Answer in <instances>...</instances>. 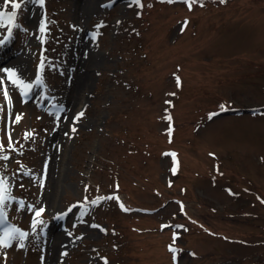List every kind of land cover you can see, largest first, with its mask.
I'll return each instance as SVG.
<instances>
[{
  "label": "rangeland",
  "instance_id": "rangeland-1",
  "mask_svg": "<svg viewBox=\"0 0 264 264\" xmlns=\"http://www.w3.org/2000/svg\"><path fill=\"white\" fill-rule=\"evenodd\" d=\"M77 2L0 0L16 11V26L0 22L2 208L28 233L23 248L0 246V264H46L59 232L69 244L54 264H264V111L214 116L264 106V0H97L90 13ZM84 50L97 60L71 107L84 116L60 132ZM7 62L25 66L27 100Z\"/></svg>",
  "mask_w": 264,
  "mask_h": 264
},
{
  "label": "snow or ice",
  "instance_id": "snow-or-ice-1",
  "mask_svg": "<svg viewBox=\"0 0 264 264\" xmlns=\"http://www.w3.org/2000/svg\"><path fill=\"white\" fill-rule=\"evenodd\" d=\"M23 2L25 4L29 3V2L32 4H38L41 7H43L45 4V0H23ZM134 2L138 6L143 7V5L141 4V0H134ZM167 2L172 3L173 0H167ZM184 2L188 4L189 8H191L192 3H195L196 0H184ZM9 4L11 5V7L13 9H16V10L21 9V0H5V6L7 7ZM15 17H16V11H12L11 13H5L3 11H0V22L6 20L8 24H12L13 26H16V25H14ZM0 26H3V24L0 23ZM100 26H103V25H100ZM46 29H47L46 24L42 22L39 31L41 33H44V32H46ZM11 36H12V31H11V28H9L8 38H11ZM43 39H44V37H41L42 41H43ZM3 43H4V41H0V44H3ZM43 68H44V64H43V62H41V65H40L41 71L43 70ZM2 71H4L6 73L7 78L11 81L12 84L21 88L22 94L24 96H27L29 94V92L32 91L33 85L31 83H25L23 80H21L19 78L18 74L14 70L3 69ZM177 81L179 83V77H177ZM43 84H44L43 77L38 76L35 80V85L41 86ZM0 85H4V78L3 77H0ZM4 95H5L6 100H8V102L10 104V97H9L6 85H4ZM173 95H174V93H173ZM221 108L224 110H227L224 105H221ZM0 111H2V107H0ZM83 116H84V112L81 111L74 117V119L77 122H79V120ZM20 119H21V117L17 116L14 122H19ZM167 119L169 121H171L172 118H171V116H168ZM71 130L74 132V131H76V128L72 127ZM28 135L31 136L32 134L29 133ZM66 135H67V133H66ZM9 143L11 145V135L10 134H9ZM0 151H4V146L2 143H0ZM0 159H8V157L3 156V157H0ZM6 187H7V180L3 176H0V206H3L5 203V200H6V196H5ZM7 198H11V197H7ZM100 199H118V197H101ZM92 203H96V201H92ZM73 207H75V206H73ZM121 207H123V205H121ZM124 210L128 211V209H126V208ZM43 211H44L43 208L37 210L36 216L39 217ZM67 211L71 212L72 208L70 207ZM66 214L67 213H65V215ZM3 217H4L3 208L0 207V220H2ZM36 223L37 224H43L44 221L38 220V221H36ZM33 227H35V224L33 225ZM96 227H99V226H96ZM13 233H18V236H14ZM27 235H28L27 232L20 231L19 229H12L10 231H6L4 234V238L0 239V246H3L5 248L11 247L10 241L12 239H19L21 241L19 246L21 248H23V247H25V245L22 243V241L27 237ZM170 251H172L175 254L177 250L175 248H170ZM66 254L67 253H64V255H66ZM174 259H175V255H174ZM105 264H107L106 261H105Z\"/></svg>",
  "mask_w": 264,
  "mask_h": 264
},
{
  "label": "bare ground",
  "instance_id": "bare-ground-1",
  "mask_svg": "<svg viewBox=\"0 0 264 264\" xmlns=\"http://www.w3.org/2000/svg\"><path fill=\"white\" fill-rule=\"evenodd\" d=\"M77 4L79 5V8L83 12L90 13L91 8L96 6L97 0H78ZM96 62H97L96 58H94L91 54H89L87 50H84L83 59L81 61H76V63L73 65L74 67L72 68V70H73V73L76 75V77H75L74 85L70 91V94L68 95V100H66V103L69 105L70 110L68 112L64 111L62 113L61 121L56 122V125L58 127L57 129L60 132L67 131L68 126H70V124L75 121L74 116L72 115V110L74 107L73 108L71 107L73 104L74 106H76L77 103L80 102L83 97L85 98L88 84L91 81L90 79H91L92 67L95 65ZM6 65L12 68V70H14L15 72L23 70L25 68L23 63L22 64L20 63V65L19 64L15 65L13 64V62L12 63L7 62ZM75 101L76 103H74ZM55 150H52V148H50L48 152L54 153ZM58 168H59V165L57 166V164L52 166V172L49 178L47 191H46V194L43 196V200H44L43 202L46 203L48 208H52L53 196L55 195L57 187H59ZM53 238L59 239V244L53 247L51 246V249H50L51 254L45 261L46 264H54L55 259H57L58 257L57 250L60 244L61 246L64 244H69L67 237L61 235L60 232H59V236L55 234Z\"/></svg>",
  "mask_w": 264,
  "mask_h": 264
},
{
  "label": "water",
  "instance_id": "water-1",
  "mask_svg": "<svg viewBox=\"0 0 264 264\" xmlns=\"http://www.w3.org/2000/svg\"><path fill=\"white\" fill-rule=\"evenodd\" d=\"M256 110H240L237 111V113H250V112H255ZM236 111H231L230 113H235ZM222 114V113H221Z\"/></svg>",
  "mask_w": 264,
  "mask_h": 264
}]
</instances>
